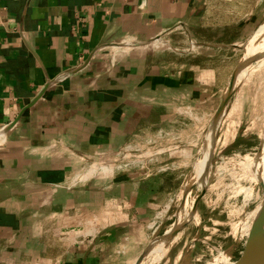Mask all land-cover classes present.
<instances>
[{
    "label": "crops",
    "instance_id": "crops-1",
    "mask_svg": "<svg viewBox=\"0 0 264 264\" xmlns=\"http://www.w3.org/2000/svg\"><path fill=\"white\" fill-rule=\"evenodd\" d=\"M263 19L264 0H0V264H134L173 172L102 166L211 118L225 34Z\"/></svg>",
    "mask_w": 264,
    "mask_h": 264
},
{
    "label": "rangeland",
    "instance_id": "rangeland-1",
    "mask_svg": "<svg viewBox=\"0 0 264 264\" xmlns=\"http://www.w3.org/2000/svg\"><path fill=\"white\" fill-rule=\"evenodd\" d=\"M260 22L245 37L242 29L225 34L226 39L230 32L232 39L238 40L225 47L223 77L227 85L222 93L235 88L218 119L212 123L208 116L203 123L195 124L192 146L185 138L164 137L159 144L168 143L156 145L159 150L171 149L172 157L166 161L174 162L178 168L171 171L168 194L162 196L156 217L147 224L151 239L159 235L160 238L141 264H234L243 251L251 231V212L263 195L260 182L254 183L246 170L237 165L240 157L256 153L264 142V57L248 59L250 51L255 54V48L264 42V33H259L264 19ZM211 142L212 157L201 172L196 164L201 156L204 158ZM94 170L91 167L89 172ZM198 178H202L201 186ZM202 188L204 192L195 209L187 207L190 200L193 205ZM185 211L189 214L175 225L176 213ZM175 228L178 230L172 233ZM156 248L158 251H154Z\"/></svg>",
    "mask_w": 264,
    "mask_h": 264
},
{
    "label": "built area",
    "instance_id": "built-area-1",
    "mask_svg": "<svg viewBox=\"0 0 264 264\" xmlns=\"http://www.w3.org/2000/svg\"><path fill=\"white\" fill-rule=\"evenodd\" d=\"M67 75L68 73L56 76V78H54L53 80H49L44 88L56 83L58 80ZM198 121L199 120L195 116L193 124H190V126L197 124ZM188 125L189 124H187V126L185 125V127H181V130H183L184 133L180 132L179 130H163L160 128L155 132L154 137H150L144 140L145 144H126L117 151L113 161L108 165H103L102 168L117 172L137 170L138 172L147 175H150L152 173L159 174L174 171L178 168V166L174 165V162L166 161L167 159L172 157L170 153L171 149L165 147V149L163 148L159 150L160 148L157 149L156 145H160L162 143L167 144L168 141H163L159 144V140L164 137L166 139L170 138L171 140L185 138L188 146H192L193 136L195 135V126L190 134L189 132L187 134L185 130L186 128L189 129L190 126ZM162 155H165V157H163Z\"/></svg>",
    "mask_w": 264,
    "mask_h": 264
},
{
    "label": "water",
    "instance_id": "water-1",
    "mask_svg": "<svg viewBox=\"0 0 264 264\" xmlns=\"http://www.w3.org/2000/svg\"><path fill=\"white\" fill-rule=\"evenodd\" d=\"M233 76L229 84L230 87L233 85L232 84L234 81ZM234 88L235 86H232L229 92L221 97V101L211 117L212 123L218 119L219 115L221 114L222 110L227 104L229 100L228 98L230 94L232 93V91L234 90ZM212 151H213V146L211 144V147H210V150L208 151V156L206 159L207 161L206 166L209 164V161L211 160ZM255 154H256V160L259 164L260 157L262 155V143L257 149ZM258 181L260 182L262 186V191H263L262 201H261L262 203L260 207L258 208L259 211L257 212L256 216L253 218L252 225H251V231L244 242L243 251L241 252L240 256L237 259H235L234 264H264V182L262 179ZM203 192H204V188H202L199 194L196 195L195 200L192 205V210L195 209L199 201V198L201 197ZM177 230L178 229L175 228L174 230H172V233H176ZM159 238H160V235L152 238L149 241L147 246L140 252L138 257L136 258L134 264L142 263L143 258L147 254L149 248L153 246L159 240Z\"/></svg>",
    "mask_w": 264,
    "mask_h": 264
},
{
    "label": "bare ground",
    "instance_id": "bare-ground-1",
    "mask_svg": "<svg viewBox=\"0 0 264 264\" xmlns=\"http://www.w3.org/2000/svg\"><path fill=\"white\" fill-rule=\"evenodd\" d=\"M259 33H264V22H263V24L261 25V27L259 28ZM256 50H255V54H251V51H250V53H249V55H248V59H251L252 57L253 58H255V59H261V58H263L264 57V42H262V43H260L259 45H258V47L257 48H255ZM247 59V58H246ZM259 59V60H260ZM246 61V60H245ZM236 71V70H235ZM230 90V89H229ZM229 90L228 91H225L224 93H222V96L223 95H225L226 93H228L229 92ZM211 144H212V142L208 145V147H207V150H206V153H205V156H204V158L201 156L200 158H199V160H198V162H197V164H196V166H197V170H200L201 172L203 171V169H205L204 168V166H206V164H207V161H206V159H207V156H208V151L210 150V147H211ZM238 164L237 165H239V166H241L244 170H246V172L245 171H243L244 173H246V174H248L249 175V177L248 178H251V180H253V182L254 183H256V182H258V180H263V182H264V142L262 143V155H261V157H260V161H259V164H258V162H257V160H256V154L254 153V154H249V155H246V156H243V157H240L239 158V162H237ZM231 164V163H230ZM201 168V169H200ZM242 170V169H241ZM201 174V173H200ZM200 174H198V175H200ZM198 177V176H197ZM202 179V178H201ZM200 178H198L196 181L198 182V185L199 186H201L202 185V180H201ZM192 183V182H191ZM254 186V185H253ZM252 186V187H253ZM251 188V187H250ZM250 189L248 188L247 189V191H249ZM186 193V192H185ZM249 193H250V191H249ZM183 197V196H182ZM181 198V197H180ZM184 200H187L186 199V196L184 195ZM192 201L193 200H190L189 201V203H188V206L187 207H189V208H191V206H192ZM262 201V199L259 201V203L256 205V207L253 209V211L251 212V214L253 215V218L256 216V214H257V212L259 211L258 210V208L260 207V205H261V202ZM185 202V201H184ZM191 210V209H190ZM189 211V210H188ZM188 211H185V213L184 214H182V213H176V222H174L175 223V225L176 224H178V220H181V219H183L185 216H187L189 213H188ZM192 217H195V213L193 214V216ZM182 221V220H181ZM242 225V224H241ZM251 226V225H250ZM249 226V227H250ZM243 227V226H242ZM247 227V225H245V229H247L246 228ZM237 228V227H236ZM158 248H156V249H154V251H158L157 250ZM151 253V252H150ZM153 253V252H152ZM157 253V252H156ZM218 263H220V262H218ZM207 264H212V262L211 263H207Z\"/></svg>",
    "mask_w": 264,
    "mask_h": 264
}]
</instances>
